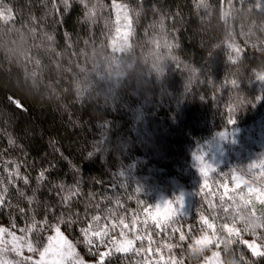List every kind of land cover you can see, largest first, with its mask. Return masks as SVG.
Here are the masks:
<instances>
[{
    "label": "trees",
    "instance_id": "16d2710c",
    "mask_svg": "<svg viewBox=\"0 0 264 264\" xmlns=\"http://www.w3.org/2000/svg\"><path fill=\"white\" fill-rule=\"evenodd\" d=\"M114 1L131 16L121 53L109 46ZM0 4L9 11L0 17V182L7 187L0 224L39 246L53 228L36 242L47 220L92 259L90 248L100 252L111 233L127 229L133 249L143 250L107 264H200L192 246L199 213L220 230L224 264H264L240 242L254 236L264 246V227H249L264 225V201L231 190L225 169L193 185L190 216L159 228L145 219L152 203L145 185L191 177L194 149L216 130L264 117V0ZM34 221L31 233L20 231ZM103 227L108 234L99 239Z\"/></svg>",
    "mask_w": 264,
    "mask_h": 264
},
{
    "label": "rangeland",
    "instance_id": "374dc122",
    "mask_svg": "<svg viewBox=\"0 0 264 264\" xmlns=\"http://www.w3.org/2000/svg\"><path fill=\"white\" fill-rule=\"evenodd\" d=\"M112 8L114 28L109 39V46L113 52L121 53L129 45L131 16L128 7L121 1H114ZM8 12L0 4V17H7ZM188 168L193 171L191 177L171 176L164 177L162 180L158 178V184L150 183L145 185L146 193L152 197L150 210L145 212V219L154 222V224H164L172 219L190 216L194 211L193 185H208L212 173L219 169H225L226 172L230 171L234 185L230 187L231 190L243 188L248 197H252L253 200L258 202L264 201V117L244 126L230 122L216 130L206 141L194 149ZM149 175L150 173L145 176L144 183L149 180ZM181 194L184 195L182 208L175 199L176 196ZM181 213L183 216H181ZM201 216L207 220V223L201 219ZM197 217L200 230L193 237L192 246L196 252L202 254L200 264H224L219 250L218 237L220 230H218L216 224L210 222L204 215L198 213ZM209 224L212 227H208ZM55 227L59 226L55 225ZM55 227L47 234V236L55 237L52 241L53 251L46 253L43 264H55L53 259L54 252L56 249L63 247V237H66L74 244L76 253L84 264H95L98 256L95 259L85 257L62 228L59 227L63 237L56 234ZM0 228L7 230L0 233V241L8 242L6 245L0 242V249L5 246L8 249L7 252L0 253V264H16L17 261H22L23 257L29 256L32 257V261H24V264H34L35 261L40 259V251H43V248L48 245L46 239L42 245L37 246L27 235L5 224H0ZM104 229L103 227L101 231H98L101 233L100 236H97L99 239L106 236L104 235ZM230 229L233 228H228L227 230ZM122 232L124 235H121ZM9 233L14 234L15 237H24V239L14 241L13 235H9ZM129 240L133 242V247L134 236L127 229L119 232L114 231L100 252L113 248V242L117 245H124ZM198 240L202 241V243L197 244L196 241ZM244 241L249 244L255 242L254 246L263 251L264 246L258 238L254 236L246 237ZM28 242H31L37 251L29 252L26 246ZM13 244L20 246L22 256H18L11 251Z\"/></svg>",
    "mask_w": 264,
    "mask_h": 264
},
{
    "label": "snow or ice",
    "instance_id": "6c2138e0",
    "mask_svg": "<svg viewBox=\"0 0 264 264\" xmlns=\"http://www.w3.org/2000/svg\"><path fill=\"white\" fill-rule=\"evenodd\" d=\"M67 2H68V0H64L65 5H67ZM91 155L92 154L89 153V156H91ZM18 168H19V166H17L16 171L10 172L9 177L18 175ZM201 171H203V170H201ZM121 174L123 175V173H121ZM43 178H44V173L42 172L40 174V179H43ZM24 182L27 183L28 182L27 179H25ZM9 183H11V179L9 180ZM6 193H7V187H4L2 182H0V208H3L5 206ZM175 199H176V202L182 208L184 205V195L181 194L179 196H176ZM20 211L23 212V209H20ZM181 216H183L182 213H181ZM94 219L98 220L99 217H96ZM201 219L204 220L205 223H207V220L203 216H201ZM60 223H64V221L61 220ZM121 223H123L122 220H121ZM133 223H135V221ZM124 226H125V228H127V225H124ZM45 227L51 228V227H55V226L48 225L47 220H45L36 232V242L37 243H40V240H41L40 233H42L45 230ZM156 227L159 228L160 224L157 223ZM208 227H212V225L209 224ZM249 227H251L254 231L257 227H264V225L257 224L256 222L253 221L249 225ZM36 228H37V225L34 221L31 228H26V229L22 228V229H20V231L26 232V233H31L32 230L36 229ZM176 230L178 231V229H176ZM245 230L247 231V228ZM5 231H7V230L0 228V233L5 232ZM55 231H56V234L58 236L63 237V233L60 232L59 227H55ZM89 231H90L89 229H83L82 230V232L84 234V243L86 245H93V240H92L91 236L88 235ZM229 231L231 232V230H229ZM9 235H13L14 241L24 239V237H15L14 234H12V233H9ZM94 235L100 236L101 233L97 232V233H94ZM104 235H107V233L105 232ZM121 235H124V233L122 232ZM237 235H238V233H237ZM46 239L48 241V245L43 248V251H40V253H39L40 259L38 261H35L34 264H43V262L45 260L46 253L53 251L52 241L55 239V237L47 236ZM63 239H64L63 247L56 249L54 252L53 259H54L55 264H84L83 260L78 257V254L76 253L74 244L71 241H69L66 237H63ZM135 239L140 240L141 237L136 236ZM149 239H150V237H149ZM184 239H185V236L183 233H181L180 240H184ZM0 242H2V241H0ZM232 242L233 241L229 240L227 243L230 244ZM240 242L243 244H247V246L252 250L253 256L264 257V251H260L257 246H254L255 242H253L252 244H249L247 241H240ZM2 243H4L6 245L8 242H2ZM100 243H104V241L101 239ZM196 243L200 244V243H202V241L198 240V241H196ZM132 244H133V242L130 240L127 241L126 244H124V245H117L115 242H113V248H109L107 251L99 252L98 251V245L96 246L97 250L95 252H93L92 248H90L89 251L98 256V260L95 262V264H107V262L110 261L112 259V257L115 256L116 254H127V253L135 251L136 255H140V252L143 250V245H141V249H135L134 250L132 247ZM26 246H27V249L29 252L37 251V249L35 247H33V244L31 242H28L26 244ZM7 251H8V249L6 246L3 249H0V253L7 252ZM11 251L15 252L18 256H22V251L20 250V246L18 244H13ZM156 251L159 252V249L157 248ZM241 259H243V257H241ZM24 261H32V257L31 256L23 257V260L17 261L16 264H24Z\"/></svg>",
    "mask_w": 264,
    "mask_h": 264
}]
</instances>
